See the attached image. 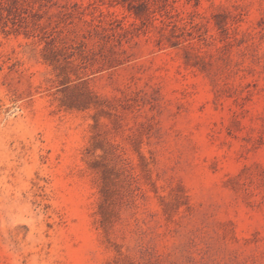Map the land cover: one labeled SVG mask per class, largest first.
I'll return each mask as SVG.
<instances>
[{"label":"rangeland","instance_id":"obj_1","mask_svg":"<svg viewBox=\"0 0 264 264\" xmlns=\"http://www.w3.org/2000/svg\"><path fill=\"white\" fill-rule=\"evenodd\" d=\"M0 264H264V0H0Z\"/></svg>","mask_w":264,"mask_h":264}]
</instances>
